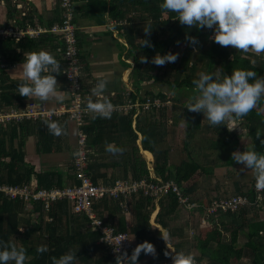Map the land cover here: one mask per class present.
I'll return each mask as SVG.
<instances>
[{"label":"trees","instance_id":"1","mask_svg":"<svg viewBox=\"0 0 264 264\" xmlns=\"http://www.w3.org/2000/svg\"><path fill=\"white\" fill-rule=\"evenodd\" d=\"M161 2L162 0H125V7L133 4L141 6L136 20L139 28L132 31L134 36L139 33L146 35L144 24L150 23L153 26L149 37L153 46H140L131 37L127 38L132 49L130 53L135 60L134 75L137 78L142 80L155 76L171 87L196 90L193 80L198 78L199 68L201 71H217L222 76L224 73L230 74L232 69L244 67L255 69L258 76L264 75V66L255 63L240 51L233 50L230 45H221L211 38L213 29L181 24L178 18H174L175 12L161 8ZM132 17L130 21L136 19V16ZM187 34L196 36L198 44L193 46L186 39ZM10 41V38L0 36V61L4 65L13 56L11 53L9 59L6 53L7 48L12 47ZM183 42L187 43V48L174 62L162 65L152 62V57L157 52L162 54L170 51ZM195 47L197 52L193 50ZM142 55L147 56L148 60L142 61ZM0 69L3 104L24 103L28 97L19 93L20 82L10 77L6 65ZM158 96H171L175 103L174 96L169 93L162 91ZM263 104L264 95L249 113L236 117L244 122L246 137L239 133L245 130L229 129L228 120L225 123L229 128L226 125H213L202 112L190 111L188 107L183 116L172 115L169 120L173 126L180 124V118L188 123L187 136L183 140L188 151L178 163H171L170 151L173 144L168 140L167 131V112L172 107L142 111L135 128L132 126V114L119 116L113 113L111 118H88L83 126L88 134L87 171L94 181L113 184L120 176L123 179L147 177L157 181L151 176L148 165L151 162L157 176L164 180L174 178L182 187L183 194L200 204L188 209L179 202L178 195L173 191L164 194L156 203V198L143 189L129 194L127 198L105 196L98 199L94 209L106 224L113 225L117 231L128 232L136 245L144 240L154 243L157 255L141 251L139 262L145 258H149L148 264L172 261L173 257L168 253H174L176 249L192 252L198 264H240L239 261L245 257L249 259V264H264V219L259 218L255 211L264 208V190L259 203H252L255 202L257 193L255 181L251 188L248 186L243 189L237 188L239 186L235 182L237 192L233 194L248 195L252 204L244 205L236 211L214 214H208L206 206L221 194L210 195L206 192L207 195H199L196 191V187L202 185L199 178L201 175H213L217 167L238 164L232 159L233 150H243L255 145L256 150L264 154V143L261 142L264 141ZM69 120L68 115L50 120L58 121L63 126L61 135H55L49 129L48 120L0 124V183L50 189L77 182L74 161L78 140L73 144L69 138ZM110 126L117 127V132L105 130ZM135 129L142 135L146 154L141 151L139 134ZM201 131L208 132V135L199 144L194 140L197 132ZM30 136L35 137V150L39 155L68 151L65 165H51L47 168L41 166L37 169L27 159V141ZM107 143L122 146L125 150L122 153H111L106 150ZM104 156H110L112 160L103 164L100 158ZM106 166L113 169L104 170ZM124 205H128L127 211L124 210ZM157 205L159 209L154 220L168 231L167 240L163 237V229L151 221ZM181 210L186 212L185 218L177 222ZM252 211L255 214H251ZM131 212L132 220L129 222L127 213ZM242 234L246 237L244 242H241ZM101 235L100 229L92 226L91 218L84 212L75 211L74 201L68 198L53 200L49 207L45 206V201L33 200L30 206L24 198H12L0 193V239L25 247L29 255L26 264H53V256L59 257L75 249L78 251L74 264H121L110 252L108 245L99 241ZM41 244H46L48 251L38 252L37 247ZM8 264H14V261H9Z\"/></svg>","mask_w":264,"mask_h":264},{"label":"clouds","instance_id":"2","mask_svg":"<svg viewBox=\"0 0 264 264\" xmlns=\"http://www.w3.org/2000/svg\"><path fill=\"white\" fill-rule=\"evenodd\" d=\"M161 8L176 13L181 24L189 27L213 29L212 38L221 45H231L236 49L253 50L259 54L264 52V0H162ZM152 25L144 24L145 36L139 37L140 46H153L150 40ZM186 39L193 45L198 44V38L191 34ZM178 52H157L152 57L155 64L174 62ZM147 61V56H141ZM22 81L18 84L19 93L27 97H37L41 101L55 98L63 101L65 95L55 73L61 72V61L49 50L40 48L30 51L22 60ZM222 71V70H221ZM108 76L98 80L92 88V93L99 95L108 86ZM196 95L186 105L190 111L202 112L213 125H226V120L243 117L249 113L264 95V75L258 76L253 68H235L232 72L222 76L217 71H200L198 78L193 80ZM87 108L91 110L93 118H111L115 105L108 96L100 99L89 97ZM237 124H233L234 128ZM49 129L55 135H61L63 126L58 121L48 122ZM264 143V141H261ZM106 150L111 153H122L125 149L113 143L106 144ZM232 159L240 163L242 168H252L255 174V188L264 190V154L257 151L255 145L243 150L235 149L231 153ZM167 240V235H163ZM123 237L120 238V240ZM38 252L48 251L46 244L37 247ZM77 251L69 250L59 257L53 256V264H74ZM141 251L157 255L153 242L144 240L137 244L131 254L122 253L127 264H139ZM173 256L172 264H198L195 255L188 251L176 250L168 253ZM29 259L27 249L18 247L15 243L0 239V264H26ZM121 260V256H117Z\"/></svg>","mask_w":264,"mask_h":264},{"label":"crops","instance_id":"3","mask_svg":"<svg viewBox=\"0 0 264 264\" xmlns=\"http://www.w3.org/2000/svg\"><path fill=\"white\" fill-rule=\"evenodd\" d=\"M75 5V21L78 26V46L82 65V83L86 94H88L86 105L90 96L94 100L103 98V96H108L116 106L127 103L130 94L131 97L158 96V93L163 91L171 95L173 91L172 87L166 81H162L160 79L158 80L155 76H152L149 79L141 80L134 75L135 60L133 58V54L130 53V50L132 49L127 38L131 37L136 43H139L138 38L144 36L142 33L136 34L135 36L132 34L134 28H139L136 20L137 16L140 14L139 8H141V6L133 4L125 7V0H75ZM131 16H133L132 18L136 16V19L130 21ZM61 20L62 8L60 0H0V28H25L39 31L34 35L26 34L20 38L15 36L3 37L0 35L3 38H10V43L12 44V47L10 49L7 48L6 50L9 59L10 54L13 53L11 60H8L7 63H5L7 73L12 79L21 82L23 77L21 65L22 60L25 59L27 54L32 50H38L40 48L47 49L61 61V72L55 74L57 75L58 83L63 89V93L65 95V99L63 101H58L55 98H49L41 101L37 97L29 96L22 104L4 105L2 102L4 107H25L31 103L41 101L49 108H55L70 99L71 94L68 88V81L64 75L65 64L60 50L63 42L61 41L60 35L52 33L48 30L52 25L61 22ZM105 76L109 77L107 88L99 95L92 93L91 90L96 85L98 80ZM113 113L119 116L132 114L133 128L136 127L137 119L141 114L139 113L135 117L133 111L120 112L114 110ZM92 116L93 114L91 112L88 118ZM231 119L240 121V123H242L241 128L245 126L243 121L236 118V116L230 118L229 122ZM71 121L74 120L70 119L69 122ZM6 123H13V121ZM233 129L238 130L236 127ZM105 130L108 132H117V127L111 128L110 126V128H106ZM135 131L139 134L138 144L141 147V151L146 154L142 145V135L137 129H135ZM184 139H186V134L183 137V140ZM175 140L178 141L180 145H173L171 150L179 147L182 157L175 162L172 161L171 158V163H178L181 159H183V157H185L188 151L187 148H185V141H180L178 138H175ZM169 142L170 144L172 143L171 140H169ZM193 145L194 144H192V146ZM206 151L208 152V150ZM146 158L148 157L146 156ZM111 160L112 157L110 158V156L100 158V162L103 164H107ZM148 164L150 165L152 163L149 162ZM171 167L173 168V166ZM103 169L111 171L113 168L106 166ZM204 177L206 176L201 175L199 177L201 179V183ZM231 177L233 179L232 181H234L231 183L235 186V181L238 180V178L235 175H232ZM117 179L123 178L120 176L117 177ZM215 186L219 189L220 182L216 181ZM196 191H200L203 195H207L202 185H198L196 187ZM158 209L159 206L157 205L151 221L153 224L163 229V227L160 224L155 223L154 220ZM131 217L132 212L130 214L127 213L129 222ZM163 232L164 235H168V231L166 229H163ZM144 263L148 264V258L139 262V264Z\"/></svg>","mask_w":264,"mask_h":264},{"label":"built area","instance_id":"4","mask_svg":"<svg viewBox=\"0 0 264 264\" xmlns=\"http://www.w3.org/2000/svg\"><path fill=\"white\" fill-rule=\"evenodd\" d=\"M62 8V20L52 25L48 30L52 33L60 35L63 42L60 50L62 52L65 64L64 75L68 81L70 91V99L58 105L55 108H49L44 102L38 101L31 103L25 107H4L2 104V96L0 90V123L6 122H22L24 120H53L68 115L77 125L78 150L74 161L76 169V179L73 185L64 187L36 188L35 186L15 185L9 183H0V193L6 196L16 198H24L31 206L33 200L45 201V206L49 207L53 200L68 198L74 201V209L77 212L86 213L91 218V224L94 228L100 229L102 235L99 241L106 243L110 248L113 256H121L120 263L127 264L123 261V252H130L135 248V244L131 235L126 231H117L113 225L106 224L99 217L94 209L95 202L105 196L127 198L129 194L145 190L148 194L158 200L167 192L173 191L179 197V202L188 209H193L200 205L198 202L191 201L189 196L183 194L182 187L174 178L164 180L157 176L153 165L148 164L151 176L157 181L148 179L147 177L139 179H117L113 184H105L96 182L87 171L89 162V149L87 147L88 134L83 126L91 113L87 108L86 101L88 94L84 90L82 83V65L79 55L78 46V26L75 21L76 5L75 0H60ZM35 29L25 28H0V35L22 37L26 34L34 35L38 33ZM5 65L0 61V67ZM1 72V69H0ZM171 96L163 98L162 96H143L128 98L127 103L115 106V110L120 112L133 111L136 117L142 111L158 109L163 107L171 108L173 106ZM257 190V189H256ZM255 202L250 201L248 195L243 193H235L228 196L214 198L210 204L206 206L208 214L236 211L240 207L260 201L262 198V190L256 191ZM252 202V203H251ZM124 210H128V205H124ZM123 237L121 240L120 238Z\"/></svg>","mask_w":264,"mask_h":264},{"label":"rangeland","instance_id":"5","mask_svg":"<svg viewBox=\"0 0 264 264\" xmlns=\"http://www.w3.org/2000/svg\"><path fill=\"white\" fill-rule=\"evenodd\" d=\"M211 38H212V34H211ZM231 46V45H230ZM185 48H187V43L183 42L181 44H177L175 45L173 48H171L170 51H174V52H178V56H182L185 52ZM231 48L233 50L236 51H240L241 53H243L244 55H247L249 57L252 58V60L261 65L264 66V52H261L259 54L255 53L253 50H249V51H244V50H240V49H236L234 46H231ZM194 52H197V48L195 47V49H193ZM198 72H200V68L197 70ZM172 93L171 95L174 96L175 98V103H173L174 105L172 106L171 109L168 110L167 112V117H168V126H167V131L169 132V137L168 140L172 141V144L174 146H178L180 145L178 143V141L175 140V138H178V140H183V137L187 136V130H188V123H186L184 120V118H180V124L178 126H173V124L171 123L172 119V115L174 117V114H180L183 116V112L185 111V108L187 107V103L190 102L192 100V98L196 95V90H192V89H185V88H175L172 87ZM176 95V97H175ZM261 109L264 113V104L261 106ZM230 119V118H229ZM228 119V121H229ZM230 126L232 127L233 124H237V126H235L238 130H245V127L243 126V128H241L242 123H240V121H237L236 119H231V121L229 122ZM244 123V122H243ZM69 138L71 140V142L73 144H75V142L77 141V125L74 121L69 122ZM234 127V128H235ZM242 137H246L247 132L245 130V132H239ZM208 135V132L205 131H201V132H197L196 135V140L199 144L204 141L205 137ZM248 140L250 141V138H248ZM193 141V140H192ZM36 142H35V138L33 136H30L28 141H27V151H28V159H30L37 167V169H39L41 166L43 167H49V166H59V165H65V162L67 161V157L69 156V152L67 151H63V152H57V153H46V154H37L36 150ZM208 148V146H207ZM209 151V149H208ZM170 156L172 158V161H176L179 160L182 155H181V150L180 148H173L170 151ZM232 175H235L238 180H236V184L237 186H234L231 182L232 181ZM227 179V182H226ZM216 181L220 182V187L218 189V187H216ZM255 181V174H254V169L252 168H242L241 164H235L234 166L228 167V166H224V167H217L215 170V174L213 175H207L206 177H204L203 181H202V187L204 188L205 192H208L207 194L210 195H214V194H221V197L223 196H228L233 194L234 192H237V188L243 189L245 187H250L251 184H253V182ZM226 182V184H225ZM222 183V184H221ZM224 183V184H223ZM215 186V187H214ZM210 188V190H209ZM251 188V187H250ZM197 194L201 195L202 193L199 191ZM198 195V196H199ZM203 195V194H202ZM256 215L259 218L264 219V208L260 209V210H255ZM185 212L183 210H181V216L179 217V219H177V222L182 221L185 218ZM251 214H255V212L253 213V211L251 212ZM132 220V219H131ZM176 223V221H175ZM194 234V233H192ZM246 240V237L242 234L241 235V242H244ZM151 257V256H149ZM149 259V258H148ZM146 262V261H144ZM240 264H249V259L242 258L239 261ZM145 264V263H144ZM156 264V263H155ZM157 264H172L171 260H165V261H161L158 262Z\"/></svg>","mask_w":264,"mask_h":264},{"label":"bare ground","instance_id":"6","mask_svg":"<svg viewBox=\"0 0 264 264\" xmlns=\"http://www.w3.org/2000/svg\"><path fill=\"white\" fill-rule=\"evenodd\" d=\"M132 240H133V238H132ZM133 242H134V240H133ZM134 244H135V242H134ZM135 246H136V244H135Z\"/></svg>","mask_w":264,"mask_h":264}]
</instances>
